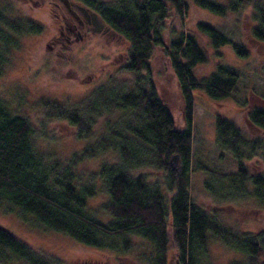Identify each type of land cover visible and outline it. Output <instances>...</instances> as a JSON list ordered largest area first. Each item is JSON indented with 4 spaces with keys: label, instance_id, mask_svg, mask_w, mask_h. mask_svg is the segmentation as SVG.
<instances>
[{
    "label": "trees",
    "instance_id": "obj_1",
    "mask_svg": "<svg viewBox=\"0 0 264 264\" xmlns=\"http://www.w3.org/2000/svg\"><path fill=\"white\" fill-rule=\"evenodd\" d=\"M84 2L127 40L125 68L144 74L138 75L129 88L108 82L77 102L45 100L43 104L48 115L76 125L79 136L92 135L97 119L104 117V130L84 147L83 153L93 156L111 151L112 157L99 162L88 182L81 181L73 171V161L61 164L58 159L47 160L35 150L27 117L11 112L0 98V198L87 246L124 252L133 248V238H142L151 248L149 264H167L168 237L177 264H200L199 255L211 235L241 254L228 264H264V230L240 233L228 227L216 211L203 210L193 203L189 195L193 91L220 100L229 95L238 80L236 72L220 65L207 75H198L207 62L206 44L217 48L231 43L244 57L248 49L242 41H234L222 26L206 20H197L191 31H180L167 44L162 35L163 20L170 9L181 17L189 2L217 16L239 13L250 6L258 22L251 31L259 43L264 40V0ZM6 13V4L0 3V74L15 42L13 35L39 29L25 16L11 20ZM154 45L163 48L174 75L180 124L150 78L149 58ZM246 118L264 132L263 106L248 109ZM214 126L216 146L232 154L236 167L234 173L216 175L218 186L226 187L220 178L226 174L229 187L239 188L240 195L252 196L264 207V175L249 173L243 163L262 149L263 140L248 138L232 118L217 116ZM173 155L178 172L170 167ZM146 169L156 171L158 176L150 181L143 173ZM96 178L108 193L103 204L110 216L106 222L86 210L87 199L97 190ZM205 183L211 187L208 180ZM1 248L29 264H50L26 241L0 225V259Z\"/></svg>",
    "mask_w": 264,
    "mask_h": 264
},
{
    "label": "rangeland",
    "instance_id": "obj_2",
    "mask_svg": "<svg viewBox=\"0 0 264 264\" xmlns=\"http://www.w3.org/2000/svg\"><path fill=\"white\" fill-rule=\"evenodd\" d=\"M0 3L1 6L6 4L9 19L25 16L39 26L38 30L13 35L15 42L7 52V64L0 74V98L11 112L27 117L33 129L30 138L37 152L44 154L47 160L58 159L61 164L73 161V171L80 175L81 181L88 182L89 174L99 162L112 157L111 151L93 156L83 153L84 147L92 144L104 130V117L97 119L92 135L79 136L76 125L67 119L48 115L43 102H77L88 96L86 93L108 82L129 88L136 77L144 72L125 68L128 64L126 39H102L90 47L89 44L79 48L76 46L56 54L55 49L63 42L62 37H58L59 45L48 49L46 44H51L56 29L55 18L46 0H0ZM197 20L222 26L234 41H242L248 49V55L244 57L237 54L231 43L217 48L206 44L207 62L201 66V74L198 75H207L220 65L236 72L238 80L229 95L220 100H213L201 91H193L190 199L203 210L216 211L218 216L225 218L228 227L240 233H257L264 230V207L254 197L240 195L239 188L229 187L226 174L220 177L226 187L218 186L216 175H229L234 173L236 167L232 154L219 149L214 142V122L217 116L232 118L248 138L261 137L262 149H258L251 158L244 159L243 163L249 173L264 175V132L253 127L246 118V112L251 107H264V40L257 43L252 34L251 29L258 23L253 18L252 7L247 6L239 13L217 16L189 2L184 15L180 17L170 9L163 20L165 44L180 31H191ZM149 64L150 78L157 93L180 124L182 120L174 75L163 48L153 46ZM170 167L178 172L176 159H170ZM143 173L150 181L158 176L152 169H146ZM162 180L161 183L164 182ZM206 180L211 187L206 185ZM95 185L97 190L87 199L86 210L97 220L106 222L110 216L103 204L108 200V193L98 178L95 179ZM225 194L230 197L221 196ZM0 225L26 241L50 264H149L151 248L142 238H133V248L124 252L87 246L48 228L35 216L21 211L4 198H0ZM1 250L3 257L0 264H29L10 250ZM175 252L168 237L167 264H177ZM240 256L238 251L211 235L199 255V263L228 264Z\"/></svg>",
    "mask_w": 264,
    "mask_h": 264
},
{
    "label": "flooded vegetation",
    "instance_id": "obj_3",
    "mask_svg": "<svg viewBox=\"0 0 264 264\" xmlns=\"http://www.w3.org/2000/svg\"><path fill=\"white\" fill-rule=\"evenodd\" d=\"M46 1H48L50 10L55 18L56 29V34L50 40L51 44H46L48 49L51 50L54 46L57 47L59 45L58 37L63 39L61 46L57 47V50L55 49L56 54H62L65 50L76 46L79 48L89 44L90 47L102 39H119V41L125 39L122 34L105 22L99 13L84 0ZM86 94L89 95L90 93Z\"/></svg>",
    "mask_w": 264,
    "mask_h": 264
},
{
    "label": "water",
    "instance_id": "obj_4",
    "mask_svg": "<svg viewBox=\"0 0 264 264\" xmlns=\"http://www.w3.org/2000/svg\"><path fill=\"white\" fill-rule=\"evenodd\" d=\"M174 157H175V155H173V156L171 157V160L174 159Z\"/></svg>",
    "mask_w": 264,
    "mask_h": 264
}]
</instances>
